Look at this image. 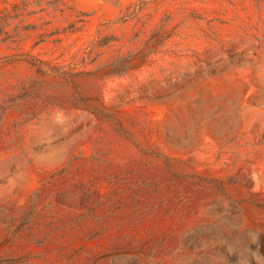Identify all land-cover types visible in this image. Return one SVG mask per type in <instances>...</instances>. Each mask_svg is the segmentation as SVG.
Segmentation results:
<instances>
[{"label": "rangeland", "instance_id": "rangeland-1", "mask_svg": "<svg viewBox=\"0 0 264 264\" xmlns=\"http://www.w3.org/2000/svg\"><path fill=\"white\" fill-rule=\"evenodd\" d=\"M0 264H264V0H0Z\"/></svg>", "mask_w": 264, "mask_h": 264}]
</instances>
